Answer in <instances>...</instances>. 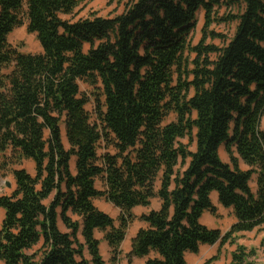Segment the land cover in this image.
<instances>
[{"label":"trees","instance_id":"obj_1","mask_svg":"<svg viewBox=\"0 0 264 264\" xmlns=\"http://www.w3.org/2000/svg\"><path fill=\"white\" fill-rule=\"evenodd\" d=\"M80 1L0 0V154L34 164L0 196V264H106L97 232L116 256L137 219L129 262L188 264L219 244L203 264L226 245L230 264H256L238 241L264 228V0H134L114 17L65 19ZM223 23L236 25L231 38L210 30ZM25 24L39 54L8 41ZM81 82L101 92L94 119ZM214 193L236 219L225 234L201 222L217 216ZM155 199L159 209L134 214Z\"/></svg>","mask_w":264,"mask_h":264},{"label":"rangeland","instance_id":"obj_2","mask_svg":"<svg viewBox=\"0 0 264 264\" xmlns=\"http://www.w3.org/2000/svg\"><path fill=\"white\" fill-rule=\"evenodd\" d=\"M134 0H81L79 6L75 10V12L71 16L65 17L67 20H78V19H84L89 18L92 15H98L100 17H114L116 15L121 14L126 5ZM224 11V10H223ZM198 22L196 30L192 36V43L193 45H197L202 36V30L204 27V12H201L198 14ZM236 25L235 24H214L210 28L211 31H214L216 33H220L225 35L227 38H231L233 36L234 30ZM9 43L11 46L15 49H17L21 53H30V54H39L42 49L41 45L36 37L35 34H31L27 31V25H23L19 28H17L8 38ZM210 43H214L215 45L220 46L221 41L215 40L211 41L208 40ZM10 73V69H5L2 71V75H6ZM81 93L83 96H85L89 103L87 105V110L91 114V116L94 119V111L97 109V106L102 101L101 92L98 88L92 87L88 85L87 83L81 82L80 84ZM261 127L264 130V117L261 122ZM62 135H63V142L66 145V136H65V127H62ZM182 143L187 144L188 139H183ZM191 151L195 150V145H192L190 147ZM106 150H104L103 146L100 148L99 153H105ZM220 157L224 162L230 163V158L227 155L224 147H222L219 151ZM13 159V153L8 152L5 155L0 154V196L2 195H9L12 193L13 189L15 188V181H14V170L18 169L19 167H22L26 169L29 173L34 174V164L30 160H24L21 165L14 162ZM74 164V163H73ZM72 164V165H73ZM242 169H247L245 165L241 163ZM257 177L254 176L251 181V188L254 192L257 191ZM10 183L11 187H8L7 184ZM96 187L98 190H104V182L102 179H98L96 182ZM215 198V199H213ZM212 202L214 206H216L218 213L217 216H212L209 213H205L201 222L204 226H206L204 223H221V231L225 234V231H229L231 223H234L236 221L232 210L224 209L221 207L218 203V199L213 195L212 196ZM95 206L101 210L102 212L108 214L111 218L115 220V223H118V217L120 215V210L118 208H115L112 204L108 203L104 198H99L94 201ZM145 212L144 209H136L134 210V214L138 217L141 214ZM71 217L73 220H79V218L75 215L71 214ZM4 219V211L0 209V228L2 221ZM133 223H142L138 219L135 220ZM60 228L62 231H66L64 225L60 222L59 223ZM131 228H138L137 225L132 224ZM130 228V230H131ZM134 231V230H132ZM131 233V232H130ZM104 233L97 232V237L104 241V247L101 248V254L104 258V261L106 264H114L115 262L119 261L121 264H143V260H136L129 262L128 260V254L126 253V246L125 244L121 248V252L118 253V255L114 256L112 253V249L108 246L107 242L104 239ZM239 245H242L246 247L248 250L255 249L257 251V256L255 258L256 264H264V228L260 230H255L250 233H244L240 235ZM110 248H108V247ZM219 248V244H216L214 246H203L200 249L199 254L197 255H187V262L188 264H203L206 260L209 258L215 256L217 250ZM236 249L235 245H227L224 246L222 249V256L220 261H218L216 264H230L231 262V256L232 252H234ZM120 256V258H117Z\"/></svg>","mask_w":264,"mask_h":264},{"label":"crops","instance_id":"obj_3","mask_svg":"<svg viewBox=\"0 0 264 264\" xmlns=\"http://www.w3.org/2000/svg\"><path fill=\"white\" fill-rule=\"evenodd\" d=\"M242 163V162H241ZM215 197H217V194L216 193H214L213 194ZM159 207H160V201H159V199H155L154 201H153V203H152V206H151V208H142V207H138V208H136V209H144L145 210V212L144 213H148L150 210H157V209H159ZM136 209H134V210H136ZM134 212V211H133ZM142 215V214H141ZM204 216V215H203ZM236 222V221H235ZM235 222L234 223H231V225H230V228L232 227V225H234L235 224ZM60 223V222H59ZM133 224H135V225H137L138 226V228H131V230L129 229V231H128V233H127V236H126V239H125V241L123 242V244L121 245V247H120V249H119V253L121 252V248L123 247V245L125 244V246H126V250H127V252L126 253H130V251H131V241H132V239L136 236V234L138 233V231L141 229V228H144L146 225H145V223H133ZM205 225H206V227H208L209 229H218V230H221L222 229V227H221V223H204ZM132 230H134V231H132ZM230 230V229H229ZM131 232V233H130ZM225 233H226V231H225ZM224 234V233H223ZM104 244H105V242L104 241H101V248H103L104 247ZM227 246V245H226ZM108 247V246H107ZM109 248V247H108ZM110 249V248H109ZM219 249V248H218ZM223 249V248H222ZM217 252H218V250H217ZM217 252H216V254H217ZM221 253H222V251H221ZM215 254V255H216ZM191 255H193V254H191ZM221 256H222V254H221ZM221 256H220V259H221ZM117 258H120V256H118ZM136 260H140V259H134L133 261H136ZM220 261V260H219ZM145 263V260H143V264ZM231 263V262H230ZM114 264H121V262H119V261H117V262H115ZM133 264H135V262H133Z\"/></svg>","mask_w":264,"mask_h":264},{"label":"water","instance_id":"obj_4","mask_svg":"<svg viewBox=\"0 0 264 264\" xmlns=\"http://www.w3.org/2000/svg\"><path fill=\"white\" fill-rule=\"evenodd\" d=\"M8 187H11L10 183L7 184Z\"/></svg>","mask_w":264,"mask_h":264},{"label":"bare ground","instance_id":"obj_5","mask_svg":"<svg viewBox=\"0 0 264 264\" xmlns=\"http://www.w3.org/2000/svg\"><path fill=\"white\" fill-rule=\"evenodd\" d=\"M213 199H215V198H213ZM216 199H217V197H216Z\"/></svg>","mask_w":264,"mask_h":264}]
</instances>
